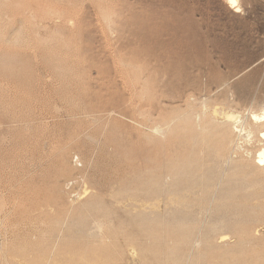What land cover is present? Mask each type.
Here are the masks:
<instances>
[{
    "label": "rangeland",
    "instance_id": "1",
    "mask_svg": "<svg viewBox=\"0 0 264 264\" xmlns=\"http://www.w3.org/2000/svg\"><path fill=\"white\" fill-rule=\"evenodd\" d=\"M236 1L0 0V264L264 263V0ZM229 112L245 129L221 147ZM208 171L240 178L230 209ZM190 177L203 194L178 195Z\"/></svg>",
    "mask_w": 264,
    "mask_h": 264
},
{
    "label": "bare ground",
    "instance_id": "2",
    "mask_svg": "<svg viewBox=\"0 0 264 264\" xmlns=\"http://www.w3.org/2000/svg\"><path fill=\"white\" fill-rule=\"evenodd\" d=\"M227 1V3H228V6L230 7V8H234V6L236 5V3H237V1L236 0H226ZM234 11H237V8H236V10H234ZM187 98V97H186ZM190 99V98H189ZM193 100V99H192ZM190 102H191V100H190ZM201 102V101H200ZM185 104V103H184ZM261 104V103H260ZM261 107L259 108V112H250L249 113V118H250V120L252 121V122H254V123H252V124H256V125H254V126H256V127H259L260 125H264V102L262 103V105H260ZM201 109V108H200ZM203 111V110H202ZM199 112V111H198ZM248 112V111H247ZM219 113V112H218ZM176 114V113H175ZM201 114H202V112H201ZM226 114V113H225ZM197 115V114H196ZM199 115V114H198ZM203 115V114H202ZM205 115V114H204ZM203 115V116H204ZM187 116V115H186ZM220 116V115H219ZM200 117V116H199ZM199 117H198V119H197V117H195L196 119H197V123H196V127H201V125H203V124H205V123H203V122H201L200 123V119H199ZM185 119H186V117H184ZM212 118V117H211ZM209 119H210V117H209ZM214 119V118H213ZM213 119H211V121L210 120H208L207 122H212V120ZM187 120H188V118H187ZM205 120V116H204V119H203V121ZM222 121V120H221ZM220 121V122H221ZM244 121V120H243ZM243 121H241L240 120V114L239 113H232V112H229V113H227L226 115H225V117H224V122L223 123H221V124H212L211 126H213L212 127V129H214L215 130V132L212 130V132L214 133L213 135H215V138H218V140L216 139V142L218 143L219 142V140H220V142L229 134V133H231L232 135L231 136H235V138H237V139H239L241 136H242V134H243V131H244V127H245V125H243L244 123H242ZM140 123V122H139ZM142 123V122H141ZM195 123V122H194ZM206 125H208V124H206ZM139 126V125H138ZM137 126V127H138ZM195 126V125H194ZM181 127V129L183 128L182 126H180ZM187 127V126H186ZM191 127H193V126H191ZM205 127V126H204ZM262 127V126H261ZM188 128V127H187ZM187 128H184V129H182V131L183 130H185V129H187ZM194 128V127H193ZM192 128V129H193ZM208 128V127H207ZM255 128V127H254ZM198 129V128H197ZM211 129V128H210ZM258 129H260V128H258ZM257 129V130H258ZM148 130V129H147ZM155 130V129H154ZM190 130H191V128L189 129V132H188V134L190 133ZM181 131V132H182ZM186 131V130H185ZM184 131V132H185ZM188 131V130H187ZM195 131V130H194ZM208 131V130H207ZM198 132H200V131H198ZM247 132H248V130H247ZM192 133V132H191ZM190 133V134H191ZM185 133H183V135H184ZM199 134V133H198ZM198 134L197 135H195V137H199L198 136ZM211 134V133H210ZM249 134V133H248ZM258 134H259V136L261 137V138H263L264 139V126H263V128H261L259 131H258ZM257 134V135H258ZM212 135V136H213ZM251 135V134H250ZM186 136V135H185ZM184 136V137H185ZM192 135H190L189 137H191ZM200 136H202V135H200ZM212 136L211 135H207V139H211L212 138ZM182 137V136H181ZM209 137H211V138H209ZM227 137H229V136H227ZM226 137V139L225 140H227L228 138ZM201 138V137H200ZM204 138V137H203ZM206 138H204V139H206ZM233 138V137H232ZM245 138V137H244ZM185 139V138H184ZM189 139V138H188ZM204 139H203V142H204ZM229 139H230V137H229ZM237 139H234V141H236ZM190 141H191V139H189ZM193 140H195V138L193 139ZM211 140H213V139H211ZM198 141V140H197ZM228 141V140H227ZM193 142V141H192ZM199 142H202V141H199ZM206 142V141H205ZM204 142V143H205ZM219 142V143H220ZM223 142V141H222ZM225 142V141H224ZM229 142V141H228ZM231 142V141H230ZM233 142V141H232ZM231 142V143H232ZM203 143V144H204ZM206 143H208V142H206ZM226 143V144H225ZM225 143H223V144H225V146L227 145V142H225ZM238 143V142H237ZM121 144V143H120ZM223 144H221L220 143V145H222L221 147H223ZM233 144H234V142H233ZM232 144V145H233ZM200 145H201V143H200ZM207 145V144H206ZM206 145H205V147H204V149L206 148ZM216 145V144H215ZM263 145V144H262ZM204 146V145H203ZM203 146H201V147H203ZM224 146V147H225ZM234 146V145H233ZM180 147V146H179ZM210 147V146H209ZM208 147V148H209ZM235 147V146H234ZM200 148V147H199ZM211 148V147H210ZM218 148V147H217ZM216 148V150L218 151V149ZM227 148V147H226ZM226 148H225V150H226ZM201 149V148H200ZM203 149V148H202ZM209 150H211V149H209ZM223 150V149H222ZM225 150H223V152L225 151ZM202 151V150H201ZM208 151V150H207ZM212 152L214 153L215 151H213L212 150ZM194 153H196V152H194ZM244 153V152H243ZM197 154V153H196ZM196 154H194V155H196ZM215 155H216V153H214ZM220 153H218V155H219ZM123 155V154H122ZM222 155V154H221ZM223 155H225V154H223ZM252 156V155H251ZM189 157V156H188ZM215 157H217V156H215ZM223 157V156H222ZM195 158V157H194ZM252 158V160H251V164L253 165V167L254 168H256V169H259V170H262V171H264V146H262V147H260V148H258L257 150H255V154H254V157H251ZM229 159V158H228ZM228 159H227V161H228ZM185 160L187 161L188 159L186 158V159H184V163H185ZM226 160V159H225ZM63 161V160H62ZM197 161V160H196ZM199 161V160H198ZM249 161V160H248ZM128 162V161H127ZM182 162V161H181ZM188 162H189V160H188ZM243 162V159H241V161H239L238 162V165H234L233 166V170L235 169H237V168H239L240 167V165L239 164H241ZM180 163V162H179ZM186 164H189V163H186ZM190 164H192V163H190ZM196 164V163H195ZM224 164V163H223ZM177 165H179V164H177ZM182 165V164H181ZM196 166V165H195ZM194 166V167H195ZM226 166V165H225ZM224 166V167H225ZM63 167V166H62ZM179 167H180V165H179ZM183 167H186V166H183ZM64 168H66L65 166H64ZM101 168V167H100ZM174 168V167H173ZM193 168V167H192ZM211 168V167H210ZM84 169V168H83ZM172 169V168H171ZM184 169V168H183ZM208 169V168H207ZM207 169H204V170H206V172H207ZM213 169H215V168H213ZM62 170L63 169H61L60 171L62 172ZM181 170V169H180ZM232 170V169H231ZM235 170L233 171L234 172V174H236V172H235ZM170 171V170H169ZM210 171V170H209ZM209 171H208V174H210L209 176H208V174L206 175V177L205 178H203V180H202V184H203V182H204V186L206 185L207 187H211V188H213L212 190L214 191V192H217V194L219 195V196H217V198H215L216 200H217V204L215 205L216 206V208H218L217 209V211L219 210V211H222V209H224V208H227L228 207V204L227 203H224V202H226V201H224V202H222V203H220L219 202V200H221V199H224V200H227L228 198H231V197H229V195H231V194H229L230 193V190L228 191L227 189H223V186L222 185H226L227 187L229 186V187H231L229 184H227V183H229V182H231V181H233V180H230V176L229 177H216V180L215 179H213L212 177H214V174H212L214 171H212V172H210L209 173ZM221 171H222V169H221ZM241 171V170H240ZM176 172V171H175ZM181 172H182V170H181ZM98 173V172H97ZM171 173V172H170ZM176 173H178V172H176ZM217 173V172H216ZM223 173V172H222ZM231 173V172H230ZM229 173V174H230ZM113 174V173H112ZM190 174V173H189ZM203 174H204V172H203ZM213 176H212V175ZM218 175H219V173H217ZM173 175H174V173H173ZM184 175V174H183ZM192 175V174H191ZM197 175H198V173H197ZM200 175H201V173H200ZM179 177H181L180 176V174L178 175ZM231 176H233V178H234V175H231ZM245 176V175H244ZM78 177H79V175H78ZM104 177V176H103ZM178 177V178H179ZM183 177V176H182ZM194 177V176H193ZM193 177H190V179L188 178V180L187 181H181V180H179V182L181 181V182H183L182 184H181V186H180V183H178L177 182V184H179V185H177V186H179V189H178V192L177 191H175V192H177V193H179L178 195H180V192L179 191H184V193H182L181 195H183V194H186V192H190L192 195L194 194V188L195 187H197V189H196V191H198V186H196L198 183H197V181H201V179L200 180H197L196 181V179L195 178H193ZM202 177V176H201ZM214 177V178H215ZM178 178H177V176H176V178H175V180H178ZM184 178V177H183ZM191 178H193V180L191 179ZM223 178V179H222ZM238 178V177H237ZM243 178V177H242ZM241 178V179H242ZM80 179V178H79ZM184 179H187V177L186 178H184ZM197 179H199V178H197ZM213 179V180H212ZM235 179H236V177H235ZM235 179H234V181H235ZM240 179V178H239ZM239 179H236L237 181L239 180ZM175 180L173 181V182H175ZM212 180V181H211ZM230 180V181H229ZM233 181V183H235ZM244 181V180H243ZM243 181H240L241 183L243 182ZM112 183V182H111ZM176 183V182H175ZM239 182H236V185L238 184ZM240 183V184H241ZM245 183H248V182H244V183H242V185L243 184H245ZM127 184V183H126ZM125 184V185H126ZM200 184V183H199ZM198 184V185H199ZM202 184H200V185H202ZM240 184H238V185H240ZM199 185V186H200ZM233 185V184H232ZM235 185V184H234ZM241 185V186H242ZM240 186V187H241ZM172 187V186H171ZM181 187V188H180ZM201 187V186H200ZM199 187V188H200ZM217 188H219V190L217 191L216 189ZM231 188H233L234 189V187H231ZM230 188V189H231ZM146 189V188H145ZM182 189V190H181ZM203 189V188H202ZM201 188H200V190H202ZM153 191V190H156L155 192H157L158 193V191H157V189H150V191ZM174 190H176V188L174 189ZM199 190V191H200ZM209 190V189H208ZM146 191V190H145ZM149 191V192H150ZM160 191V190H159ZM182 191V192H183ZM198 191V192H199ZM210 191H211V189H210ZM209 191V192H210ZM197 192V193H198ZM203 192H204V190H203ZM239 192V191H238ZM203 194L202 193V191H200L199 192V194ZM233 193V192H232ZM151 194V193H150ZM196 194V193H195ZM198 194V195H199ZM236 194H238V193H236ZM246 194V193H245ZM244 194V195H245ZM190 195V194H189ZM188 196L189 198H186L187 199V201H185V202H181V205L183 206H181L182 207V209L181 210H183L182 211V213H181V215H184V216H187V215H190L191 214V212L190 211H187V208H188V206L190 205V204H199V203H196L195 201L197 200L198 201V199H196L194 196ZM208 195V194H207ZM215 195H216V193H215ZM240 195H242V194H240ZM200 196V195H199ZM211 196H213V197H210V198H208V200L209 199H211L212 200V198L214 199V194L213 195H211ZM239 196V195H238ZM237 195L235 196L236 198L238 197ZM243 196V195H242ZM247 196V195H246ZM186 197V196H185ZM249 197V196H248ZM239 198V197H238ZM241 198V197H240ZM239 198V199H240ZM242 198H244V196L242 197ZM241 198V199H242ZM182 199H183V197H182ZM232 199V198H231ZM248 198H246V200H247ZM181 200V199H180ZM206 200V199H205ZM234 199H232V201H233ZM237 200V199H236ZM203 202V200H202V198H201V200L200 201H198V202ZM241 200H239V202H240ZM200 203L199 205H202L203 203ZM215 202V201H214ZM237 202V201H236ZM210 203V202H209ZM216 203V202H215ZM234 203H235V201H234ZM234 203L232 202L231 203V201H230V206H231V204H233V206H234ZM83 204V203H82ZM85 204H87V203H85ZM221 206H220V205ZM227 204V205H226ZM241 204H243V203H241ZM245 204V203H244ZM89 205H91V204H89ZM205 205V204H204ZM209 205H212V207H214L213 205L214 204H209ZM237 205V204H236ZM235 205V206H236ZM227 206V207H226ZM246 206V205H245ZM203 207H205V206H203ZM211 207V208H212ZM238 207V206H237ZM236 207V208H237ZM192 208H195L193 205H192ZM229 208V207H228ZM239 208V207H238ZM242 208V207H241ZM213 209V208H212ZM230 209V208H229ZM231 209H233L234 210V208H232V206H231ZM240 210V209H239ZM100 211V210H99ZM191 211H193V210H191ZM236 211H238V210H236ZM236 211H235V213H236ZM223 212V211H222ZM240 212V211H239ZM238 213V212H237ZM237 213H236V215H237ZM220 214V213H219ZM230 216V215H229ZM205 217V216H204ZM224 218L226 217V216H223ZM223 217H220V218H222L223 219ZM180 218V217H179ZM185 218H187V220L186 219H184L183 218V221L184 220H186L187 222H188V219L190 218V217H185ZM196 218V217H195ZM219 218V219H220ZM218 219V220H219ZM176 220V219H175ZM174 220V221H175ZM178 221H176L175 223H177V222H179L180 223V221H182V219L180 220V219H177ZM180 220V221H179ZM217 220V221H218ZM186 221H184V223L186 222ZM189 221H192V220H190L189 219ZM193 221H195L196 222V219L194 220L193 219ZM216 222V221H215ZM224 222V221H223ZM225 222H226V218H225ZM189 223V222H188ZM206 223V222H205ZM213 223V222H212ZM219 223H220V221H219ZM218 223V224H219ZM160 224V223H159ZM181 224H182V222H181ZM218 224H214L213 226H210V232L212 231V232H215V231H217V226H219L220 227V225H218ZM150 225V224H149ZM186 225V224H185ZM176 226V225H175ZM181 225H179V227H180ZM224 226V225H223ZM225 226H227V225H225ZM189 227H191V226H189ZM189 227H188V229H189ZM165 228V227H164ZM178 228V227H177ZM183 228V227H182ZM196 228V227H195ZM199 228V227H198ZM198 228H196V231H198L199 229ZM209 228V227H208ZM166 229V228H165ZM164 229V230H165ZM175 229V228H174ZM203 229V228H202ZM178 230H180V229H178ZM205 230V229H204ZM203 230V231H204ZM219 230V229H218ZM223 230V229H222ZM236 230V229H235ZM234 230V231H235ZM190 232H192L193 231V234H194V232H196V231H194V227H192V230H189ZM203 231H201V233H203ZM224 231H229V229L227 230H224ZM224 231L223 232H221V233H224ZM187 232V231H186ZM199 232V231H198ZM207 232V231H206ZM206 232L204 231V233L202 234V236L200 237V238H202L204 241L206 240V242L208 243V242H210L209 240L211 239L208 235H206ZM209 232V233H210ZM97 233V232H96ZM140 233V232H139ZM185 233V232H184ZM183 233V234H184ZM189 233V232H188ZM201 233H199V234H201ZM208 233V232H207ZM193 234H191V235H193ZM198 234V235H199ZM217 234V233H216ZM190 235V234H189ZM191 235H190V237H191ZM194 235H196V237H197V234L195 233ZM210 235V234H209ZM98 236V235H97ZM211 236V235H210ZM212 236H215L214 234L212 235ZM227 237V235L226 234H223L222 236H221V239H225ZM229 237V236H228ZM185 238H186V240H188L187 239V235L185 236ZM192 239L191 240H193V241H191L190 243H189V241H188V243L190 244V247H191V243H192V245L194 244L195 246H197V244H198V246L200 245V244H202L201 243V240H198V239H200L199 237L197 238V239H193V238H195V237H191ZM215 238V237H214ZM182 240V239H181ZM199 241H200V244H199ZM238 241H240V239L238 240ZM242 241V240H241ZM183 242V241H182ZM211 243V242H210ZM220 243V242H219ZM204 244H205V242H204ZM237 244H238V242H237ZM182 246H183V243L181 244ZM180 245V246H181ZM206 245H208V244H206ZM212 245H213V242H212ZM212 245H210L211 247H212ZM238 245H240V242H239V244ZM237 245V246H238ZM184 246H187V247H189V245H184ZM235 246V245H234ZM186 247V248H187ZM214 247H216V246H214ZM217 247H218V245H217ZM149 248V247H148ZM184 248V247H183ZM191 248H193V247H191ZM190 248V249H191ZM213 248V247H212ZM235 248H236V246H235ZM168 249V248H167ZM189 249V248H188ZM170 250V249H169ZM193 250V249H192ZM197 250V249H196ZM106 252V251H105ZM190 252H191V250H190ZM169 253V251L167 252V254ZM171 251H170V253H169V255H171ZM199 254V253H198ZM263 254V253H262ZM191 255V254H190ZM168 256V255H167ZM194 257H192L194 260H195V258L196 257H200L199 255L197 256L196 255V257H195V255H193ZM204 256V255H203ZM198 258H196V259H198ZM251 258V260H253L252 258L253 257H250ZM169 259H170V257H169ZM193 259H192V264H193V262H195V261H193ZM202 259V261L204 260V259H206V258H200L199 260H201ZM214 259H216V258H214ZM219 259V258H218ZM257 259H259V258H257ZM263 259V258H262ZM209 260H210V257H209ZM208 260V261H209ZM240 260L241 259H239V263L237 262V263H235V264H240ZM243 260H245V259H242V261ZM249 260V259H248ZM169 261V260H168ZM168 261H167V263H168ZM205 261V260H204ZM211 261V260H210ZM215 261V260H214ZM213 261V262H214ZM219 261H221V260H219ZM233 261H235V260H233ZM255 261H256V259H255ZM262 261V260H261ZM197 262H198V260H197ZM216 262V261H215ZM218 262V261H217ZM244 262V261H243ZM248 262V261H247ZM257 262V261H256ZM256 262H255V264H256ZM259 262H260V260H259ZM202 263V262H201ZM242 263V262H241ZM249 263V262H248ZM169 264V263H168ZM170 264H173V263H170ZM186 264V263H185ZM197 264V263H196ZM209 264V263H208ZM223 264H224V261H223ZM231 264H232V262H231ZM234 264V263H233ZM244 264V263H243ZM253 264H254V262H253ZM262 264V263H261ZM264 264V263H263Z\"/></svg>",
    "mask_w": 264,
    "mask_h": 264
}]
</instances>
